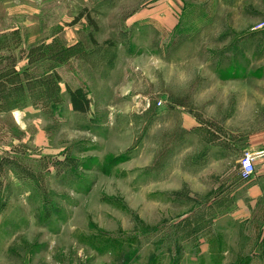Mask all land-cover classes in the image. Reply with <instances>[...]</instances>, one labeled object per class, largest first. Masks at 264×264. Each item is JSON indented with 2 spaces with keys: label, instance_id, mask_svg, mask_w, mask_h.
Returning a JSON list of instances; mask_svg holds the SVG:
<instances>
[{
  "label": "rangeland",
  "instance_id": "rangeland-1",
  "mask_svg": "<svg viewBox=\"0 0 264 264\" xmlns=\"http://www.w3.org/2000/svg\"><path fill=\"white\" fill-rule=\"evenodd\" d=\"M262 158L264 0H0V264H264Z\"/></svg>",
  "mask_w": 264,
  "mask_h": 264
},
{
  "label": "trees",
  "instance_id": "trees-1",
  "mask_svg": "<svg viewBox=\"0 0 264 264\" xmlns=\"http://www.w3.org/2000/svg\"><path fill=\"white\" fill-rule=\"evenodd\" d=\"M82 16V13L76 17V19ZM90 22H93L90 19ZM69 100L73 111L85 113L89 109L90 100L88 98L87 92L82 87H77L74 89L68 88Z\"/></svg>",
  "mask_w": 264,
  "mask_h": 264
},
{
  "label": "built area",
  "instance_id": "built-area-1",
  "mask_svg": "<svg viewBox=\"0 0 264 264\" xmlns=\"http://www.w3.org/2000/svg\"><path fill=\"white\" fill-rule=\"evenodd\" d=\"M254 170V156L251 153H245L240 159V176L246 179L250 177Z\"/></svg>",
  "mask_w": 264,
  "mask_h": 264
},
{
  "label": "crops",
  "instance_id": "crops-1",
  "mask_svg": "<svg viewBox=\"0 0 264 264\" xmlns=\"http://www.w3.org/2000/svg\"><path fill=\"white\" fill-rule=\"evenodd\" d=\"M159 15H157V17H155V18H159V19H164V20H168V19H170L171 18V16H170V13H164V15H163V13H162V16L161 17H158ZM261 165H262V168H261V171L259 172L260 173V178H261V180H264V158H262L261 159ZM254 188L252 189V191H251V194H252V197L254 198Z\"/></svg>",
  "mask_w": 264,
  "mask_h": 264
}]
</instances>
